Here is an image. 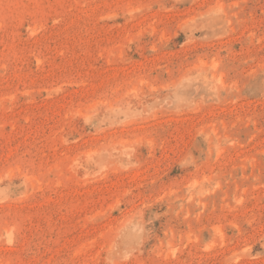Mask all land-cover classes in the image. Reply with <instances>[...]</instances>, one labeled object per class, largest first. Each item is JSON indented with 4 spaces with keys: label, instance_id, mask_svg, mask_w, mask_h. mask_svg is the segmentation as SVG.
Segmentation results:
<instances>
[{
    "label": "rangeland",
    "instance_id": "obj_1",
    "mask_svg": "<svg viewBox=\"0 0 264 264\" xmlns=\"http://www.w3.org/2000/svg\"><path fill=\"white\" fill-rule=\"evenodd\" d=\"M0 264H264V0H0Z\"/></svg>",
    "mask_w": 264,
    "mask_h": 264
}]
</instances>
